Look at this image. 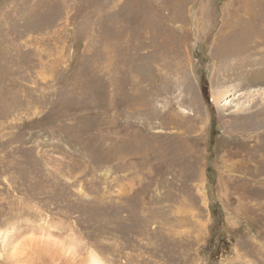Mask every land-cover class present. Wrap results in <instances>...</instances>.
Masks as SVG:
<instances>
[{
  "label": "rangeland",
  "instance_id": "374dc122",
  "mask_svg": "<svg viewBox=\"0 0 264 264\" xmlns=\"http://www.w3.org/2000/svg\"><path fill=\"white\" fill-rule=\"evenodd\" d=\"M37 226L264 264V0H0V235Z\"/></svg>",
  "mask_w": 264,
  "mask_h": 264
},
{
  "label": "bare ground",
  "instance_id": "6f19581e",
  "mask_svg": "<svg viewBox=\"0 0 264 264\" xmlns=\"http://www.w3.org/2000/svg\"><path fill=\"white\" fill-rule=\"evenodd\" d=\"M228 95L229 94H227V96ZM200 182H202V178ZM198 188L200 190L204 189L203 185H201ZM252 207H256V211H257L258 205H254ZM261 207L262 206H260V210ZM261 212L263 211L261 210ZM52 228L53 227L51 226L39 227L38 233L30 231L31 233L23 235L18 239H14L11 231L10 232L7 231L5 234H1L0 240H2V251L5 253V257L3 254L5 263L7 264H112L111 260L109 259L107 260L106 258L101 256L91 248L88 249L86 253L81 254L78 250V245L74 237H68L67 241L63 240L64 238L60 239L57 236H55L54 233H52L51 231ZM96 239L97 238H95V240ZM0 256H2V253L0 254Z\"/></svg>",
  "mask_w": 264,
  "mask_h": 264
}]
</instances>
